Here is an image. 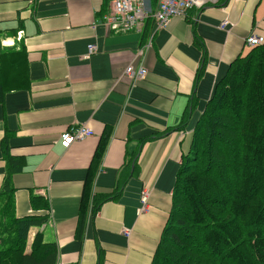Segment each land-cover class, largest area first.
I'll list each match as a JSON object with an SVG mask.
<instances>
[{
	"label": "crops",
	"instance_id": "0c3cea01",
	"mask_svg": "<svg viewBox=\"0 0 264 264\" xmlns=\"http://www.w3.org/2000/svg\"><path fill=\"white\" fill-rule=\"evenodd\" d=\"M199 1L154 32L147 72L134 83L122 74L139 66L150 20L144 33L116 34L96 25L110 0H0V55L23 48L15 66L29 82L0 103V187L10 168L15 215L46 217L27 245L41 232L55 264H152L198 118L248 52L246 36L264 38V0ZM90 44L97 53L84 59ZM73 124L93 135L61 149L60 132ZM105 131L92 189L105 201L89 208L77 239L83 184ZM39 202L47 207L35 209Z\"/></svg>",
	"mask_w": 264,
	"mask_h": 264
},
{
	"label": "trees",
	"instance_id": "16d2710c",
	"mask_svg": "<svg viewBox=\"0 0 264 264\" xmlns=\"http://www.w3.org/2000/svg\"><path fill=\"white\" fill-rule=\"evenodd\" d=\"M23 54V48L1 52L6 67L0 66V103L7 92L28 89L27 70L18 72L15 66L25 60ZM204 108L181 161L172 208L151 263L264 264V44L237 56ZM108 136L109 131L100 136L87 169L77 239L89 208L105 201L92 189ZM11 175L8 168L0 187V264H55L56 247L44 242L41 232L27 245L29 231L46 217L15 215Z\"/></svg>",
	"mask_w": 264,
	"mask_h": 264
},
{
	"label": "built area",
	"instance_id": "2783aa9c",
	"mask_svg": "<svg viewBox=\"0 0 264 264\" xmlns=\"http://www.w3.org/2000/svg\"><path fill=\"white\" fill-rule=\"evenodd\" d=\"M199 0H157L154 8H151L150 0H110L108 9L102 13L96 25L101 26L107 31H114L116 34H125L133 32L139 34L143 32V27L147 21L152 22V31L147 34L145 43L137 50L140 63L137 69L127 66L122 77L131 81H141L147 70L143 66L146 54L152 48V38L154 32L166 28L171 18L184 16L188 10L199 5ZM224 22H222V26ZM221 26V27H222ZM20 34V33H19ZM264 44V38L256 35L254 31L250 32L244 39V45L248 49ZM97 53V47L93 44L87 46V52L83 58ZM93 135L91 128L85 124H73L60 132L58 145L61 149H68L73 143L85 141ZM145 192L143 193L142 203L145 204Z\"/></svg>",
	"mask_w": 264,
	"mask_h": 264
}]
</instances>
